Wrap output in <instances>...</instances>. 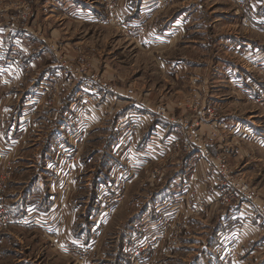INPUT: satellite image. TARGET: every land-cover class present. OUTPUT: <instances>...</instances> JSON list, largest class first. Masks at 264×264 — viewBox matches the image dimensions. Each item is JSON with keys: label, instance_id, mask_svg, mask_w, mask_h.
<instances>
[{"label": "rangeland", "instance_id": "1", "mask_svg": "<svg viewBox=\"0 0 264 264\" xmlns=\"http://www.w3.org/2000/svg\"><path fill=\"white\" fill-rule=\"evenodd\" d=\"M123 1L0 0V94L25 90L0 101L6 139L20 142L9 156L56 160L44 166L62 176L55 196L88 206L95 248L74 237L79 223L73 238L57 229L44 243L38 230L13 224L0 230V264H99L113 256L103 244L134 217L128 250L137 264H264V58L245 67L250 41L222 39H258L261 0H157L159 14L136 22ZM176 6L186 15L163 36L160 18ZM49 64L53 71L36 84L35 72ZM227 67L240 83L227 79ZM242 88L254 97L235 100ZM23 110L32 116L18 129ZM229 115L246 127L231 131ZM38 141L39 149L30 145ZM5 172L11 179L0 166L8 212Z\"/></svg>", "mask_w": 264, "mask_h": 264}, {"label": "crops", "instance_id": "2", "mask_svg": "<svg viewBox=\"0 0 264 264\" xmlns=\"http://www.w3.org/2000/svg\"><path fill=\"white\" fill-rule=\"evenodd\" d=\"M156 1L157 0H124L122 3L126 5L125 7L129 12V15L131 16L130 18L132 19V21L136 22V21L141 20V18H144L145 16L152 17L153 15L159 14L160 10L157 9L156 6H153L156 3ZM178 1L180 0H176L175 2H178ZM192 1H195V0H190L189 3L191 4ZM257 1L259 2L260 0H257ZM261 6H264V0H261L259 7ZM178 8L179 10L176 11V14H175V10H173L174 8H172L173 11L169 14L168 17L166 18L164 17L165 19L163 18V15L161 14L162 17L160 18L159 26H158L159 28L158 32L161 35L170 36L173 33L172 30L174 29L176 25H173V27H171L172 21L171 22L169 21L173 20V18L175 17L176 18L178 16L183 17L184 15H186L185 8L183 7L180 8V6ZM193 11L196 13L199 11V9L193 8ZM257 18L259 21H262L261 19H264V14L259 13V17ZM186 19L188 20V22L191 21L189 18H186ZM177 31L179 32V30ZM182 32L183 30H181V33ZM257 32L259 34V36L257 37L258 39L239 37L240 41L238 40L233 41V39H236V38H231L227 36L222 38L226 42H241V41H246V40L250 41L249 43L247 42L244 43L246 45V48H244L246 52L242 53V56L245 58L246 63H247V64L242 63V65H244L245 67H247L249 63L253 62L252 60L255 55H257L259 58H264V51L261 50V49L264 50V44H263L264 43L263 41L264 31L258 30ZM34 34L36 35V38L41 39L38 34L36 33ZM175 35L176 34H174V36ZM172 40L176 41L174 39ZM250 46H253L254 49H252ZM39 47H36V48L39 50ZM44 49L45 47L43 48V50ZM33 65H35V61L33 62ZM221 65L222 63L219 62L217 67L219 68L221 67ZM47 66H48V69L45 70L44 74L43 75L41 74L40 77L37 76L39 74V69L38 71L35 72L36 81L38 79V81L35 82L36 84H38L41 77L45 75L47 76L53 71L52 69L53 65L51 66V64H49ZM42 69L43 68H41L40 71H42ZM227 69L228 67L226 68V71H225L227 79L232 81L231 82L232 84L240 83L238 81L236 82L234 81L235 80L234 73L232 74V72H229ZM35 83L33 84V86L35 85ZM117 90L119 93L117 95L122 96L123 93L120 92L121 89L117 88ZM241 90L242 91L241 92L239 91L240 92L239 94L233 96L235 100H242L243 97L245 98L249 97L250 99L254 97L253 95L246 94L247 89L242 88ZM16 91H20L22 94L23 91L25 90L24 88H20V87L18 89H14L12 92L11 91L9 92V90H7L3 94H0V101H3L6 103L7 99L9 100L11 98H15V96H18V93H15ZM34 94H35L34 88L30 89V91L28 92V95H26L25 98H22L24 105L29 104L27 100H30V98H32ZM22 106H23V103H22ZM254 112H257V110L255 109ZM40 115L41 114H39L38 116H35V119L38 118ZM31 116H32V112L30 113V111L23 110L21 114H19L17 117V121L19 122L18 129L22 127L20 126V123L25 122V125H26L27 119H29ZM131 116L137 117V118L141 117L140 114L139 115L131 114ZM144 117L147 118L148 113L144 115ZM254 117L256 116L254 115ZM229 118L231 122L226 127L227 128L231 127L230 128V130L232 129L231 131L235 130L238 126L246 127L245 125L246 121L239 122L241 117H238L236 115L235 116L229 115ZM38 121L39 123L43 124L42 119H38ZM34 122L36 123V121ZM0 127L2 130H4V132H6L4 135L0 133V138H1L0 139L1 140L0 149L2 152L3 150H7V152L5 153H0L2 155L0 158V166H3V167L7 166L8 169L12 172V177L7 182L6 190L4 193V203L11 216H13L16 219L23 218L25 220L24 226H19L16 228L25 229V230H38V232L36 233V236L38 237L37 240L39 243L40 242L44 243V240H46L45 236L48 237L49 241L50 240L53 241L54 239L57 238V237L56 238L54 237L55 235L52 236V234L54 233L58 235V232L56 231L57 229L61 230L60 235L62 236L63 239L73 238L72 233H75L74 231L75 227L79 223L81 227L80 229L81 233H76L74 237H76L78 240H81V241L89 240L88 245H91L92 243H90L88 231L92 224L90 220V215H89L90 210H88V206L82 205L81 207L82 211L78 207L76 208L73 207V202H71L73 201L72 194H70V198L68 197H66L65 199L61 198V200H59L60 192H58V195L55 196L53 185L55 183V180L61 179L62 176H59V174L56 173V170L51 171L47 167H44V166L47 162L50 163L51 161L54 163L56 160L52 161V158L49 159L45 156L43 157L41 153L40 155L38 154L37 156L33 155V157L9 156V150L16 148V147L17 148L20 147V142L19 140L10 141L9 139H6V137L10 138L8 134L12 132L9 131L8 128H4V124L1 125ZM156 127L157 129H160L158 125H156ZM257 128H259V126H257ZM36 133L37 132L35 131L33 134L35 135ZM4 136H5V139H4ZM39 144L41 143L38 141V143L33 142L30 145L33 147H36V149H39L41 147V146H38ZM17 166H19V168H17ZM18 170L21 171L19 172V174H17ZM65 200L67 201V204L69 206L65 210H61L60 208H62V205H64ZM58 203H60L61 206L57 208L56 210V206L58 207ZM123 210H124L123 216L127 218L128 215H126V213H127V210H130V208H128V205H127L123 207ZM80 211L86 213V216L84 219L85 221L82 220V222H79L78 214L80 213ZM134 218L130 219L128 223L122 224V227H120V230L117 231V233L114 234V236H112L110 240H107L105 244H103L106 250L107 248H109L108 251H110L113 256L104 255L105 258L103 257L96 258L94 259V261H96L99 264H137L134 258L129 256L130 252L128 250L130 244L135 242V237H136V236L132 237V235L136 232L135 228L133 227V225L135 226V224L133 223ZM84 225L86 226L84 227ZM48 232L51 235L48 234ZM5 237L6 236L0 239V245H1L2 240ZM95 241H97V239ZM93 249L95 248L93 247ZM110 259H111V262H109Z\"/></svg>", "mask_w": 264, "mask_h": 264}, {"label": "built area", "instance_id": "3", "mask_svg": "<svg viewBox=\"0 0 264 264\" xmlns=\"http://www.w3.org/2000/svg\"><path fill=\"white\" fill-rule=\"evenodd\" d=\"M251 9H249L250 11ZM54 79V78H52ZM97 85H100L102 88H106L107 90H110V85H108L106 82L102 81L101 79L96 80ZM70 82L67 80V83ZM65 83V84H67ZM50 86H53V82L51 81H46L43 83L42 87L45 90H48L50 88ZM93 112V111H92ZM63 159V158H62ZM63 161L66 163V159H63ZM10 178V173L9 172H5L4 173V178H1L2 181L5 182L6 179ZM3 190V186L2 184L0 185V230H4L7 229L9 226H12L13 224H17V225H24L25 224V220L22 219H16L14 217H12L5 209H4V205L1 202V191ZM96 227V226H95Z\"/></svg>", "mask_w": 264, "mask_h": 264}]
</instances>
